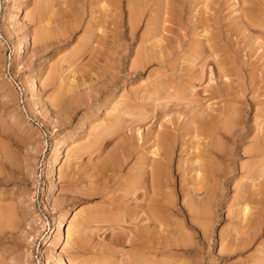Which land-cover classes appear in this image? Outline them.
I'll use <instances>...</instances> for the list:
<instances>
[{"label": "rangeland", "instance_id": "1", "mask_svg": "<svg viewBox=\"0 0 264 264\" xmlns=\"http://www.w3.org/2000/svg\"><path fill=\"white\" fill-rule=\"evenodd\" d=\"M263 31L264 0H0V264H264V176L249 179L264 164ZM156 132L174 143L168 207L152 201L162 218L140 247ZM199 160L214 170L193 195Z\"/></svg>", "mask_w": 264, "mask_h": 264}, {"label": "bare ground", "instance_id": "2", "mask_svg": "<svg viewBox=\"0 0 264 264\" xmlns=\"http://www.w3.org/2000/svg\"><path fill=\"white\" fill-rule=\"evenodd\" d=\"M106 1V0H105ZM243 2V1H242ZM115 3V2H114ZM246 6H249V5H246ZM263 6V5H262ZM134 7V6H133ZM142 7V6H141ZM251 7V6H250ZM15 8H17L16 10H15V13H14V17L17 15V13L19 12V6H17V7H15ZM23 8V7H22ZM128 8H130V7H128ZM248 8V7H247ZM250 8H248V10H249ZM129 10V12H133L132 14L134 15V12H135V10L133 9V11H131V8L130 9H128ZM252 10V9H251ZM250 10V12H252ZM138 10H136V12H137ZM247 11V10H246ZM36 12V11H35ZM117 12H118V10H117ZM139 12V11H138ZM137 14V13H136ZM247 14V13H246ZM245 13H244V15H246ZM251 14V17H252V13H250ZM254 14V13H253ZM258 15V14H257ZM135 16V15H134ZM255 16V15H254ZM256 17V16H255ZM137 18V17H136ZM250 18V17H249ZM261 18V17H260ZM12 19V18H11ZM250 20V19H249ZM263 20V19H262ZM13 21V20H12ZM15 21V20H14ZM133 21H134V19H133ZM136 21H138V20H135V22ZM243 21V20H242ZM246 21V20H245ZM244 21V22H245ZM254 21V20H253ZM100 22V21H99ZM251 22V21H250ZM249 22V23H250ZM259 22V21H258ZM18 23V22H17ZM253 23H255V22H253ZM260 23H262V22H260ZM133 25H134V23H132ZM252 23H250V25H251ZM7 27V26H6ZM41 27V26H40ZM43 30H44V28H43ZM46 32V31H45ZM264 32V31H263ZM44 33V32H43ZM42 32H41V30H40V32H37V34H36V36H35V38L33 39V43L34 44H38V43H44V42H46L47 40H46V37H45V35L47 36V34L46 33H44L43 34ZM260 33V32H259ZM264 34V33H263ZM52 37V36H51ZM51 37H49V38H51ZM48 39V38H47ZM49 41V40H48ZM51 43V42H50ZM46 44V43H45ZM212 45V44H211ZM264 47V46H263ZM210 48H212V47H210ZM214 49V48H213ZM146 58H147V56H146ZM162 59V58H161ZM141 60V59H140ZM139 60V61H140ZM162 61V60H161ZM213 61V60H212ZM143 62H145L144 60H143ZM149 62V61H148ZM220 62V61H219ZM139 63V62H138ZM215 64V63H214ZM221 64V63H220ZM219 64V65H220ZM140 66H142V63H141V61H140ZM144 66V65H143ZM216 66V65H215ZM214 66V67H215ZM217 67V66H216ZM221 67V66H220ZM223 68V67H222ZM221 68V69H222ZM230 69V68H229ZM231 69H232V67H231ZM224 70V69H223ZM234 70V69H233ZM54 71V70H53ZM210 71V70H209ZM217 71H219V72H217L218 74H220V73H222V72H220L221 70H220V68H219V70H218V68H217ZM224 72H226V71H224ZM230 72V71H229ZM55 73V72H54ZM53 72H52V74H54ZM230 73H233L232 71L230 72ZM229 73V74H230ZM228 74V73H227ZM234 74V73H233ZM51 75V74H50ZM49 76V75H48ZM47 76V77H48ZM221 76V75H220ZM223 76V75H222ZM52 77V76H51ZM55 77V76H54ZM225 77V76H224ZM49 78V77H48ZM53 79V78H52ZM224 80V79H223ZM222 80V81H223ZM230 80V79H229ZM53 81V80H52ZM221 81V85H222V83L224 82H222ZM47 82V81H46ZM50 82V81H49ZM58 82V81H57ZM228 82H231V81H228ZM227 82V83H228ZM32 83L33 84H35V82H33L32 81ZM81 84V83H80ZM219 85V84H218ZM228 85V84H227ZM242 85V84H241ZM57 86V85H56ZM61 86V85H60ZM225 86V85H224ZM39 87V86H38ZM66 87V86H65ZM227 87V86H226ZM32 88V87H31ZM59 88V87H58ZM70 88V87H69ZM228 88H230V86L228 87ZM211 89V88H210ZM221 89V88H220ZM225 89V88H224ZM33 90V89H32ZM67 90H68V88H67ZM71 90V89H70ZM69 90V91H70ZM226 90V89H225ZM229 90H231V88L229 89ZM224 91V93L225 92H227L228 94L231 92V91ZM233 90V89H232ZM242 90V89H241ZM65 91V90H64ZM221 91V90H220ZM68 92V91H67ZM222 93H223V91H221ZM135 93V92H134ZM217 94H218V92H216ZM223 93V94H224ZM233 93V92H232ZM231 93V94H232ZM55 94V93H54ZM53 94V95H54ZM58 94V93H57ZM63 94H64V92H63ZM62 94V92H61V95H63ZM59 95V94H58ZM57 95V96H58ZM218 95H221V94H218ZM225 95V94H224ZM227 95V94H226ZM57 96H53V98H54V100L55 101H53V102H57V100H59V96H58V98H57ZM172 96V95H171ZM221 96H223V95H221ZM229 96H231V95H229ZM216 97V96H215ZM238 97V96H237ZM52 98V99H53ZM232 98V97H231ZM233 99V98H232ZM188 101V100H187ZM60 103V102H59ZM179 103V102H178ZM57 105V104H56ZM188 105H189V102H188ZM191 105H192V103H191ZM191 105L189 106V108L191 107ZM222 105V104H221ZM224 105V104H223ZM201 106V105H200ZM199 106V107H200ZM226 106H227V103H226ZM236 106H238V105H236ZM188 106H186L185 107V109L187 108ZM205 107V106H204ZM231 107H232V105H231ZM239 107V106H238ZM222 108H224L225 109V107H222ZM230 108V107H229ZM188 109V108H187ZM186 109V111H188ZM190 109H192V108H190ZM211 109V108H210ZM217 109V108H216ZM219 109V108H218ZM231 110L233 109V108H230ZM228 110V108H227V110H228V112H230L231 113V110ZM194 110H196V109H194ZM199 110H200V108H199ZM199 110H196V112L198 111L199 112ZM227 110H223L222 112H224L225 111V113L227 112ZM235 110V109H234ZM234 110H233V112H234ZM208 111V110H207ZM212 111H213V109H212ZM190 112V111H189ZM192 112V111H191ZM190 112V113H191ZM197 112V113H198ZM210 112H211V110H210ZM221 112V111H220ZM232 112V113H233ZM239 112V111H238ZM186 113V112H185ZM193 113L194 114H196L195 113V111H193ZM192 113V115H194ZM188 114V113H187ZM200 114V113H199ZM199 114H198V116H199ZM205 114V113H204ZM210 114V113H209ZM219 114V113H218ZM217 114V115H218ZM215 115V114H214ZM213 114H211V116L212 117H215ZM220 115V114H219ZM218 115V116H219ZM223 115V114H222ZM226 115H227V117H228V114L226 113ZM230 115V114H229ZM232 115V114H231ZM233 115H235V114H233ZM201 116V115H200ZM199 116V117H200ZM210 116V115H209ZM209 116H208V118H206V119H208V122H209ZM224 116V115H223ZM191 117V116H190ZM197 118V117H194V118H197V120L198 119H200V118ZM203 117V116H202ZM219 117H221V116H219ZM227 117H225V119H227ZM231 117V116H230ZM229 117V118H230ZM236 117V116H235ZM234 117V118H235ZM193 118V119H194ZM223 118V117H222ZM192 119V118H191ZM192 119V120H193ZM206 119H204V121L206 120ZM214 119H216V118H214ZM233 119V118H232ZM237 119V118H236ZM195 120V119H194ZM196 120V121H197ZM202 120V119H201ZM231 120V119H230ZM190 121V120H189ZM212 121V120H211ZM214 121V120H213ZM216 121V120H215ZM218 121V120H217ZM229 121V120H228ZM195 122V121H194ZM197 123V122H196ZM196 123H194V124H196ZM209 123H211V122H209ZM239 123V122H238ZM190 124H191V122H190ZM223 124V123H222ZM227 124V123H226ZM230 124H232L231 123V121H230ZM196 125H198V124H196ZM196 125H194V127H192L193 126V123H192V125H191V127L192 128H196ZM203 125H205V124H203ZM216 125V124H215ZM219 125H221V124H219ZM199 126H201V123H200V125ZM210 127H208L209 128V130L207 129V127L205 128V129H207L208 131H209V134H208V132H207V130L205 131V132H203L204 134H206V132H207V134L208 135H210V134H212L213 133V131H216V130H218L219 131V126L217 127V126H214V128H212V129H210L211 128V125H209ZM224 126H225V124H224ZM224 126H222L223 128H224ZM202 127V126H201ZM221 127V128H222ZM231 127V126H230ZM199 129H201V128H199ZM233 128H231V130H232ZM224 130V132H225V129H223ZM228 130H230V129H227V131ZM196 131H198L199 132V130H198V128H197V130ZM201 131V130H200ZM210 131H212V132H210ZM220 131H222V130H220ZM236 131V130H235ZM160 132V131H159ZM198 132H197V134H198ZM202 132V131H201ZM215 133H218L217 131L215 132ZM223 133V132H222ZM163 134V133H162ZM162 134H160V135H162ZM203 134V135H204ZM224 134V133H223ZM208 135H207V137H208ZM164 136H166V135H164ZM161 137V136H159V135H157V132H156V134H155V136H153L154 137V145L155 146H157V148H158V152L156 153V154H158L159 156H158V158H153L152 159V161H151V163H150V166H149V168H146V167H144L143 168V170L139 173V179H141V181L142 182H144L145 184H146V186L148 187L147 189V191H149L150 193H151V195H150V202H148V204H145L146 206H144L143 205V207H144V216H143V220H145V223H144V225H143V227H142V229L140 228V231H139V233H138V237H140V240L142 239V240H144L143 242H141V241H138L137 243H136V245H140V247H141V245H148L149 243H152V241L150 240V239H147V237H145L143 234H147V230H150V232H151V230H153V228L154 227H156L157 226V224L160 222V218H158V216H160V214L158 215V213L156 212V208H158V206L160 205V207H162L161 205H164V206H167L168 207V201H166L165 199H163L162 200V203H161V200H160V198H161V196L163 195V194H161V192L162 193H164V189H166L167 187H169V183H170V175H169V161H170V156H171V153H172V149H173V145H174V143L172 144L171 142H170V140L169 139H167V138H165V137ZM228 136V135H227ZM168 137V136H167ZM201 137V136H200ZM205 137V136H204ZM212 138V137H211ZM210 138V139H211ZM231 138V137H230ZM233 138V137H232ZM231 138V139H232ZM209 139V138H208ZM264 139V138H263ZM169 140V141H168ZM232 140H234V139H232ZM216 141H217V139H216ZM209 143H205V147H204V149L203 150H205L206 151V155H208V154H210L209 155V157L208 156H205V154H203L202 152V154H203V156L201 155V154H199V155H201L200 157L201 158H203L204 156V158L202 159V160H204V161H206V160H208L209 161V159H207V158H210V156H212L211 155V153H213V151L217 148H219L217 145H219V144H213L212 142H211V140L210 141H208ZM152 143V142H151ZM217 143V142H216ZM216 145V146H215ZM256 145V144H255ZM125 146V145H124ZM181 146V145H180ZM196 146V145H195ZM204 146V145H203ZM260 146V145H259ZM216 147V148H215ZM262 146H260L259 148H257L256 146H255V148H253V149H251V147H250V150H248L247 152H248V154L252 157V155L253 154H258V152L260 151V148H261ZM8 148V147H7ZM154 148V147H153ZM156 148V149H157ZM196 148H197V146H196ZM215 148V149H214ZM180 149H182V148H180ZM195 150H197V149H195ZM198 150H199V148H198ZM195 151V152H199V151H201V150H199V151ZM157 151V150H156ZM264 151V150H263ZM125 152V151H124ZM216 152V151H215ZM218 152V151H217ZM59 153H60V149L59 148H57V151H55V155H54V158L51 160V161H49L50 162V164H49V167H48V170H47V174H48V176H50L51 177V174L53 173L52 172V169L54 168L53 167V165H54V163L57 161V159H58V157L60 156L59 155ZM219 153V152H218ZM155 154V153H154ZM194 154H197V153H194ZM214 154V153H213ZM220 154V153H219ZM261 154V153H260ZM118 155V154H117ZM216 155V154H215ZM115 156V154H113L112 155V158ZM162 156V157H161ZM197 156V155H196ZM255 156V155H254ZM116 157V156H115ZM207 157V158H206ZM111 158V157H110ZM196 158L197 157H195V160H196ZM199 158V157H198ZM206 158V159H205ZM62 159V158H61ZM198 160V159H197ZM201 160V162H200V160H199V164H197V166L194 168L197 172H199L200 171V176H198L199 178H197L196 176H195V178H197V180L198 181H196L195 180V182H192V193H193V195L194 194H197V193H199V191L200 190H204V192L206 191L207 193L209 192V185L207 184L208 183V176L209 177H212V176H210L211 174H212V171L214 170L213 168H212V166L210 165V166H208V164H205V162L204 161H202ZM3 161V160H2ZM194 161V160H193ZM108 162V161H107ZM203 162V163H202ZM144 163V162H143ZM201 163V164H200ZM206 163H208V162H206ZM264 163V162H263ZM5 164V163H4ZM193 164V163H192ZM205 164V165H204ZM196 165V164H195ZM243 165V164H242ZM262 165V164H261ZM259 166L260 167V170L256 173L257 174V176H256V174L254 175V176H252L254 173H255V171H257V170H254L255 168L256 169H259L258 167H255L253 170H254V172H253V170L251 171V173H253V174H251V175H249V176H251L249 179H251V180H256L257 178H258V176H264L263 174H264V164L262 165V166ZM180 166V165H179ZM190 166V165H189ZM229 166V165H228ZM53 167V168H52ZM230 167H232V166H230ZM229 167V169L231 170V168ZM117 168V167H116ZM142 169V168H141ZM194 169H192V170H194ZM251 170V169H250ZM138 171V170H137ZM215 171H216V169H215ZM196 173V172H195ZM261 173H263V174H261ZM197 175H199V174H197ZM260 177V178H261ZM194 178V179H195ZM214 178V177H213ZM206 179H207V182H205L206 181ZM210 179V178H209ZM262 179V178H261ZM262 181V180H261ZM210 182V181H209ZM81 183V182H80ZM144 183H142V184H144ZM262 183V182H261ZM49 184V183H48ZM54 184V183H53ZM214 184V183H213ZM255 184V183H254ZM264 184V183H263ZM145 186V187H146ZM182 186V185H181ZM258 186V185H257ZM48 187V186H47ZM51 187H52V184L50 183V185H49V187H48V190H50L51 189ZM182 187H184V186H182ZM189 187V186H188ZM259 187H261V186H259ZM185 188V187H184ZM259 189V188H258ZM181 190V189H180ZM181 191H184V189H182ZM189 191V190H188ZM187 191V192H188ZM189 191V192H190ZM189 192H188V194H189ZM146 193V192H145ZM167 193V192H166ZM184 193V192H183ZM182 193V194H183ZM192 193H190V194H192ZM262 193V192H261ZM263 193H264V191H263ZM147 194H149V193H147ZM200 194V193H199ZM211 194V193H210ZM161 195V196H160ZM169 195V194H168ZM209 195V194H208ZM262 195V194H261ZM159 196H160V198H159ZM192 195H190V197H191ZM210 196V195H209ZM257 196V195H256ZM165 197V196H164ZM211 197V196H210ZM259 197V196H258ZM263 197V196H262ZM262 197H261V199H262ZM163 198V197H162ZM187 198V197H186ZM200 198V197H199ZM188 199V198H187ZM193 199V198H192ZM196 199H198V196H197V198ZM196 199H193V203L192 204H190L189 203V205H188V207L187 208H189L188 210H190V212L191 213H193L192 215H196L197 213H198V211L200 212V210H201V208L204 206V204H206L207 202H208V200H210V198L208 197V198H203V200H202V198H201V200H199V201H197ZM260 199V200H261ZM146 200V199H145ZM263 200V199H262ZM261 200V201H262ZM152 201H155V203L156 204H154L155 206L158 204L156 201H160V204L157 206V207H154L155 209H152ZM184 201V200H183ZM195 201V202H194ZM188 202H191V200H189ZM187 202V203H188ZM244 202L246 203V204H244V206L243 205H241V206H243L242 208H239V210L241 209V211L242 212H240V213H243L244 215H243V219H244V217L248 214V212H249V206H248V202H246V200H244ZM260 202V201H259ZM186 203V204H187ZM208 203H210V202H208ZM182 204H184L183 202H182ZM243 204V203H242ZM170 205V204H169ZM49 207V206H48ZM47 206H46V208H48ZM166 207V208H167ZM1 208V207H0ZM204 209H205V207H204ZM251 209V208H250ZM1 210H2V208H1ZM6 210V209H5ZM50 210V209H49ZM66 210H67V205H65L63 208H62V210L60 211V213L58 214V215H56L55 216V218H54V234H53V238L52 239H46L45 241H44V245L43 246H45L44 248H45V252H46V256H45V254H44V256L46 257V259L47 260H52L54 257L52 256V254H51V250H52V248L54 247L53 245H54V243L57 241V240H59V238H61L60 236H61V225H62V222H63V218H64V215L66 214L65 212H66ZM154 210H155V212L157 213H155L154 212ZM187 210V211H188ZM4 211V210H3ZM8 211V210H7ZM202 211V210H201ZM247 211V212H246ZM163 212V211H162ZM4 213H5V211H4ZM12 213V212H11ZM15 213V212H14ZM10 214V213H9ZM162 214V213H161ZM200 214V213H199ZM201 214H205V213H202L201 212ZM206 214H207V211H206ZM1 215H2V213H1ZM158 215V216H157ZM191 215V214H190ZM9 216V215H8ZM12 215H10L9 217H11ZM13 216H14V214H13ZM12 216V217H13ZM16 216V215H15ZM6 217V216H5ZM161 217V216H160ZM8 218V217H7ZM162 218V217H161ZM0 219H1V216H0ZM5 219V218H4ZM12 219V218H11ZM10 220H7V222H9ZM200 221V220H199ZM20 223V222H19ZM2 224V223H1ZM8 224V223H7ZM11 224V223H10ZM4 226H6V223L2 226V227H4ZM7 227H8V225H7ZM10 227V226H9ZM202 228H203V226H202ZM149 232V233H150ZM49 233V232H48ZM148 233V234H149ZM2 236V235H1ZM50 236V235H49ZM143 236V237H142ZM46 237V236H45ZM69 237V236H68ZM149 238V237H148ZM221 240H222V238H221ZM179 241H181V239L179 240ZM19 242V241H18ZM186 243H188V242H186ZM227 243V242H226ZM64 244V243H63ZM222 244V243H221ZM170 245V244H169ZM178 245V244H177ZM224 245V244H223ZM165 246V245H164ZM242 246V245H241ZM145 247V246H144ZM224 247V246H223ZM225 248V247H224ZM229 248V247H228ZM223 250V249H222ZM224 250H226V249H224ZM223 250V251H224ZM229 250H231V249H229ZM7 251V250H6ZM14 255V254H13ZM71 255V254H70ZM57 256V255H56ZM14 257V256H13ZM44 257V258H45ZM53 257V258H52ZM9 258H11V257H9ZM57 258V261H55V264H64V260L60 257V256H58V257H56ZM264 258V257H263ZM54 260H56L55 258H54ZM264 260V259H263ZM1 261V260H0ZM3 261V260H2ZM53 262V261H52ZM130 264H138V262H137V260H132L131 259V261H128ZM163 262V261H162ZM54 263V262H53ZM53 263H51V264H53Z\"/></svg>", "mask_w": 264, "mask_h": 264}]
</instances>
